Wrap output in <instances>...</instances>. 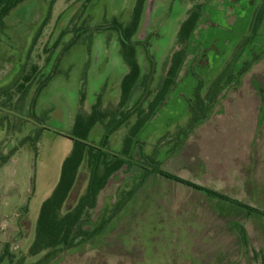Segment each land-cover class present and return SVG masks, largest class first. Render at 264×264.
<instances>
[{
	"label": "rangeland",
	"instance_id": "rangeland-1",
	"mask_svg": "<svg viewBox=\"0 0 264 264\" xmlns=\"http://www.w3.org/2000/svg\"><path fill=\"white\" fill-rule=\"evenodd\" d=\"M198 1L147 2L137 35L147 43L137 49L143 75L153 73L148 83L150 99L178 49L181 24ZM134 4L135 0H24L0 27V89L10 87L34 64L46 69L20 104L25 112L31 110L40 81L55 73L37 97L36 118L27 120L23 129L18 130L14 117L0 107V151L7 154L19 148L0 168V256L8 252L17 259L27 254L41 205L57 185L62 163L73 147L69 134L77 114L90 113L99 97L106 109L119 103L128 67L118 32L107 26L114 18L128 23ZM262 4L264 0L207 4L192 49L195 61L183 69L168 101L141 138L147 141V154L157 149L163 170L264 211V57L244 77L237 73L264 52V20L254 38L256 44L246 42L253 36L254 14ZM72 39L77 41L66 51ZM242 44L245 52L239 57ZM230 65L234 77H243L241 85L226 90L220 102L208 108L209 118L186 136L195 111L201 110L199 98L206 97ZM146 87L139 83L131 105ZM5 99L1 96L0 102ZM17 100L18 95L14 104ZM130 127L111 137L112 151L123 148ZM37 134L40 139L33 147ZM100 137L98 125L92 138L99 141ZM139 175L124 168L110 180L99 195L93 223L109 204L135 189ZM86 181L81 174L68 208ZM54 264H264V217L166 177L148 175L123 208L114 212L104 231L62 252Z\"/></svg>",
	"mask_w": 264,
	"mask_h": 264
},
{
	"label": "trees",
	"instance_id": "trees-1",
	"mask_svg": "<svg viewBox=\"0 0 264 264\" xmlns=\"http://www.w3.org/2000/svg\"><path fill=\"white\" fill-rule=\"evenodd\" d=\"M23 1L0 0L1 28H4V20L9 13ZM210 1H215L218 4V0H199L189 11L186 20L181 24L177 40L178 49L173 53L166 76L152 99H150L152 91L148 89V83H150L153 73L147 76L143 75L142 67L138 61L137 49L140 44L147 43V41L139 40L137 35L142 25L148 0H135L128 23L125 24L119 19L114 18L112 23L107 26L108 29H114L118 32L121 55L128 67V71L121 83L120 101L114 108L106 109L103 107L101 97H99L97 103L92 106L90 113H85L81 110L77 114L73 129L69 134L73 140V147L62 163L57 185L51 195L41 205L35 226V237L27 254L13 259V254L6 252V255H9L7 258L4 252L0 256V264H54V261L62 252L73 248L78 242L87 241L104 231L106 226L111 222L114 212L123 208L124 204L135 194L136 189L141 186L148 175L166 177L192 187L212 199L230 203L250 213L264 217L263 210L252 207L223 193L194 184L163 170L161 167L162 161L156 157L158 155L157 149L153 150L150 154H147L144 150L147 141L141 138L142 132L168 101L170 93L179 81L183 69H185L189 62L195 61L192 49L198 37L199 27L207 15V4ZM219 5L222 4L219 3ZM263 20L264 4L254 14L252 23L253 36L247 38L246 42L251 41L256 44L254 38ZM76 41L72 39L66 47V51ZM58 43L59 40L56 41L55 48ZM244 52L245 49L242 44L240 46L239 57H242ZM263 57L264 52L260 56H254V62L251 65L247 64L244 66L246 64L244 63V67H241L237 72L239 76L244 77ZM147 58L151 59L148 53ZM60 60L61 57L57 59V61ZM230 66L231 68L227 67L223 71V75L210 86L206 97L199 98L197 107L201 108V110L195 111L194 116L190 120V131H188L186 136L190 135L195 128L209 118L212 111H209L208 108L212 104L220 102L226 90L237 89L241 85L243 77H234L233 66ZM45 70V67L40 68L37 64H34L29 71L22 73L10 87L0 89V97L5 96L6 98L3 102H0V107L6 114L9 112L10 114H8L14 117L18 130L25 127L24 125L28 122L27 120L32 117L36 118L34 117L33 109L37 97L52 80L55 74L54 71H51L36 87L35 95L30 102L31 110L29 112H25L23 106L20 104L27 99L32 82L37 79L38 75L44 73ZM225 75L227 79L223 77ZM140 82H143V85L147 87L144 89L141 98L131 105L132 94ZM16 95H18V100L14 104V97ZM11 107L14 108L10 109ZM263 113L264 99L262 107V116L264 117ZM3 117L2 120H4ZM6 118L8 119L9 116L7 115ZM134 118H136L135 122L131 125ZM98 125L101 126V137L99 141H96L93 140L92 133ZM126 126L131 127L124 139L123 148L117 152L112 151L110 147L111 137ZM39 139L40 134H37L32 139L31 145L36 147ZM183 142L184 140L179 141L174 146L172 154L180 148ZM18 150L19 148L16 146L7 154L0 151V168L8 164ZM124 168L126 170L139 171L141 173L138 177H141L140 181L134 185V190L127 192L125 197L119 198L116 204H109L106 207L107 209H104L102 212L99 221L93 223V211L97 207L100 193L107 187L110 180ZM81 174L86 175V186L76 202L68 208L69 199L79 182ZM110 206L113 208L110 209ZM113 210L114 212H112ZM242 233L244 234L243 231ZM39 256L38 260H33V258ZM30 259L32 260L30 261Z\"/></svg>",
	"mask_w": 264,
	"mask_h": 264
}]
</instances>
